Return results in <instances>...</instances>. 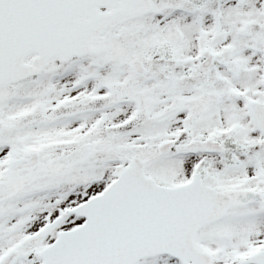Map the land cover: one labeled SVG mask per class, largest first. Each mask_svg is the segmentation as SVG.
<instances>
[{
  "label": "snow or ice",
  "instance_id": "6c2138e0",
  "mask_svg": "<svg viewBox=\"0 0 264 264\" xmlns=\"http://www.w3.org/2000/svg\"><path fill=\"white\" fill-rule=\"evenodd\" d=\"M0 264H264V0H0Z\"/></svg>",
  "mask_w": 264,
  "mask_h": 264
}]
</instances>
